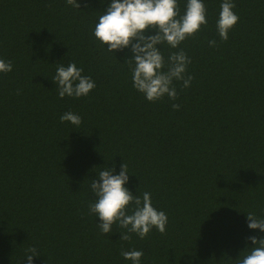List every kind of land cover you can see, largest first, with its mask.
I'll return each mask as SVG.
<instances>
[{
    "label": "trees",
    "instance_id": "16d2710c",
    "mask_svg": "<svg viewBox=\"0 0 264 264\" xmlns=\"http://www.w3.org/2000/svg\"><path fill=\"white\" fill-rule=\"evenodd\" d=\"M0 0V264H238L253 247L247 213L264 219V0H233L228 40L216 22L223 0H203L207 25L178 48L194 79L177 100L150 102L133 87L129 48L109 52L94 36L111 0ZM179 12L187 0H177ZM215 40L217 46L210 47ZM75 63L95 82L60 98L52 77ZM179 103L174 110L171 105ZM71 111L79 127L61 122ZM125 163L134 195L151 194L168 217L143 239L119 224L101 233L88 206L97 174ZM132 207L131 205L129 206Z\"/></svg>",
    "mask_w": 264,
    "mask_h": 264
},
{
    "label": "clouds",
    "instance_id": "9594fccd",
    "mask_svg": "<svg viewBox=\"0 0 264 264\" xmlns=\"http://www.w3.org/2000/svg\"><path fill=\"white\" fill-rule=\"evenodd\" d=\"M68 5L80 9L78 0H66ZM233 0H223L220 5L216 28L222 41L228 40L229 31L237 24L238 14L233 9ZM206 6L203 0H187L186 10L181 15L177 0H111L106 10L99 16L94 28V36L107 47L109 52L129 48L132 53L126 58L132 72L133 87L150 101H158L165 96L177 100L179 93L174 81H182V89L190 87L194 77L187 74L191 58L183 49L171 52L165 60L161 51L163 44L171 48L179 45L190 36H194L202 25H207ZM210 47L217 46L210 40ZM11 61L0 59V72L12 71ZM83 69L75 63L66 67L60 65L52 80L60 98L87 96L95 88V82L89 76L82 75ZM174 110L180 108L173 103ZM61 122H70L79 127L82 118L71 111L60 116ZM119 174L114 175L115 165L101 170L93 179L90 188L97 199L88 206L89 214L99 218L98 227L103 234L112 232V226L119 224L125 229L119 238L131 239V233L145 238L155 227L160 233L166 232L168 217L164 211L157 210L151 201V194L144 192L141 198L134 195L125 185L129 180V171L125 163L120 166ZM132 206L131 208L129 206ZM248 227L264 232V219L257 218L252 212L247 213ZM253 247L249 254L238 261V264H264V237L249 236ZM125 260L131 264H140L144 255L141 250L121 251ZM40 256L35 247L25 251L27 264H33V258Z\"/></svg>",
    "mask_w": 264,
    "mask_h": 264
}]
</instances>
